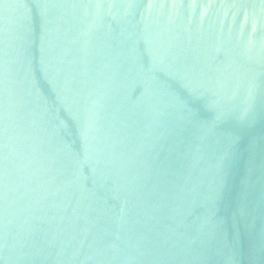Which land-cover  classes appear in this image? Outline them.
Masks as SVG:
<instances>
[{"label":"water","instance_id":"1","mask_svg":"<svg viewBox=\"0 0 264 264\" xmlns=\"http://www.w3.org/2000/svg\"><path fill=\"white\" fill-rule=\"evenodd\" d=\"M0 264H264V0H0Z\"/></svg>","mask_w":264,"mask_h":264}]
</instances>
